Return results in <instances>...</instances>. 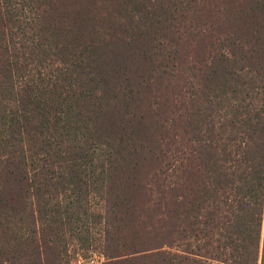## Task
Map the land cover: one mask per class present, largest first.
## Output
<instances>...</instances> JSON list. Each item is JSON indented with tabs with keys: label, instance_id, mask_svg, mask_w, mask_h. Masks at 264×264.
Wrapping results in <instances>:
<instances>
[{
	"label": "trees",
	"instance_id": "trees-1",
	"mask_svg": "<svg viewBox=\"0 0 264 264\" xmlns=\"http://www.w3.org/2000/svg\"><path fill=\"white\" fill-rule=\"evenodd\" d=\"M264 264V0H0V264Z\"/></svg>",
	"mask_w": 264,
	"mask_h": 264
},
{
	"label": "rangeland",
	"instance_id": "rangeland-1",
	"mask_svg": "<svg viewBox=\"0 0 264 264\" xmlns=\"http://www.w3.org/2000/svg\"><path fill=\"white\" fill-rule=\"evenodd\" d=\"M102 261L103 257L98 253H89L86 257H83L79 252V254L73 259L72 264H85L87 262L100 263Z\"/></svg>",
	"mask_w": 264,
	"mask_h": 264
}]
</instances>
